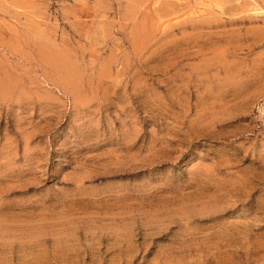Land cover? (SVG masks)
I'll list each match as a JSON object with an SVG mask.
<instances>
[{"label": "rangeland", "instance_id": "rangeland-1", "mask_svg": "<svg viewBox=\"0 0 264 264\" xmlns=\"http://www.w3.org/2000/svg\"><path fill=\"white\" fill-rule=\"evenodd\" d=\"M0 264H264V0H0Z\"/></svg>", "mask_w": 264, "mask_h": 264}]
</instances>
